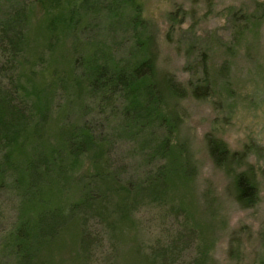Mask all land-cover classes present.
<instances>
[{
  "label": "rangeland",
  "instance_id": "rangeland-1",
  "mask_svg": "<svg viewBox=\"0 0 264 264\" xmlns=\"http://www.w3.org/2000/svg\"><path fill=\"white\" fill-rule=\"evenodd\" d=\"M72 2L0 0V264H262L264 0H80L82 26L68 34L64 16ZM148 39L157 73L175 78L187 96L178 101L181 122L172 140L179 176L172 172L169 183L144 188L140 183L167 165L150 154L166 133L145 140L123 135L122 98L83 80L108 61L131 65L132 48ZM87 51L94 53L90 67ZM71 74L81 81L76 88ZM205 81L206 96L194 98L191 90ZM42 82L49 85L38 134L46 137L32 136L24 150L14 127L35 126V86ZM59 126L88 128L103 146L96 161L102 169L92 163L93 153L65 149ZM209 138L238 156L215 166ZM23 151H38L32 188H26ZM11 153L14 164L7 165ZM91 165L96 172H88ZM249 168L258 200L243 207L233 178ZM108 169L120 182L144 188L130 196L125 221L119 197L93 177ZM85 184L97 199L86 198L52 244L40 245L38 193L66 209Z\"/></svg>",
  "mask_w": 264,
  "mask_h": 264
},
{
  "label": "trees",
  "instance_id": "trees-1",
  "mask_svg": "<svg viewBox=\"0 0 264 264\" xmlns=\"http://www.w3.org/2000/svg\"><path fill=\"white\" fill-rule=\"evenodd\" d=\"M79 1L80 0H73V2L66 7L67 12L64 16V20L68 34H75L76 30L82 26L79 25L81 24V15L78 6ZM77 32L79 33L78 30ZM153 42V39H148L147 42L146 40L138 41L137 46L132 48V52L130 53L134 56L131 58V65L124 66L113 60L112 62L108 61L105 64H100L98 67L92 68L90 72L88 71L89 75L86 80H83L86 82L89 81L88 85H95L93 86L94 88H100L106 91L105 93H108L110 96L109 98H122L120 99L122 100L120 113L126 122L124 131H122L123 135H138L137 140H139V136L141 137V134H144L142 137H144L145 140L148 134L150 138H155L157 134L160 135L161 132L166 133L167 137L159 142L157 146L153 147L154 149L151 148L152 150L150 151L152 152L150 154H152L151 158L154 157L155 159L160 158L162 160H166L167 165L166 167H160L152 177L149 176L147 181L140 183L144 184V188L151 187L150 185L152 184H159L162 182V179L169 183V174H172V172L174 174L173 176H179V169L181 166L173 164L175 162L173 161L175 155L174 148H177L178 146L173 148L172 140L175 138V132L181 122L180 117L178 116V101L187 96V90L182 87L181 84L175 80V78L168 74L162 76L157 73L155 63L157 54ZM136 52H139V55H136ZM93 55V52L87 51V56L84 58L88 62L89 67L91 66V58ZM73 78L74 75L71 74L69 82L71 83L72 81L74 87L76 88L79 86L81 81L80 79L79 81H74ZM92 80H94V84H92ZM204 83H206V85L193 87L191 95L194 98L203 99L206 96L204 90L208 89V83L206 81ZM48 85L49 83L42 82L35 86L38 94L36 122L32 124L35 126L30 130L29 128L24 129V127H14L15 138L13 139L19 143L18 145L23 143V145L21 144L20 146H23L24 150H26L25 147L29 144V140L32 136L35 137L38 135L37 137L40 139L46 137L43 134H38V126L41 125L42 121H45L43 104L45 101L42 100L41 96L43 97V93H46ZM55 124L59 125V122ZM57 134V138L62 146H64L65 149L68 148L72 154L77 155L85 152L93 153L91 160H93L92 163L94 165L98 164L96 161L99 157L104 155L103 146L96 142L88 128L74 127L73 130V128L70 129L59 126ZM144 144V141L140 143L141 146H144ZM208 149L210 156L217 167H220L227 162L229 164L231 159L234 160L236 156H238L237 153H229L226 144L215 138H209ZM21 150V147H19L17 152L20 153ZM34 152L23 151V159L25 161L24 174H26V181L28 183L26 188H32L33 179H37V176H39L36 169V152L38 151ZM44 156L45 153L41 156L42 158H39L45 160L46 157L43 158ZM8 157L7 165L14 164L12 161L13 153L8 155ZM92 165L89 167L88 172L94 173L96 170ZM96 166L97 169H102L101 164ZM50 172V169H46L44 176ZM101 172H98V174L93 177L103 179L108 186L107 192L109 194H115L119 197L118 208L122 211L123 221H125V212L127 210L126 205L130 196L133 195V191H136L138 188L142 189L143 187L137 186L132 182H120V179L116 177V173L110 169H108L107 172ZM187 172L189 173L190 169H188ZM88 186V184L81 186V190L83 189L82 196L80 198H73L72 201L69 202L66 209L62 205L50 204L46 198H42L39 195L40 193H38L36 206L37 208L42 207L38 216V233L43 238L38 241L40 245H44V247H46L52 244V242L56 239V235H58L59 231H61V229H63V227L67 224L72 212L78 207L80 208L81 206H84V204H87V202H85L86 198L90 201L97 199V195L94 191L88 190ZM232 186L237 202L243 207L252 206L257 202L258 188L252 168L235 174ZM17 232L16 239H18V241L20 240L22 245H24L26 236L21 235L22 231L20 233V230ZM26 251H28V249ZM262 264H264V262Z\"/></svg>",
  "mask_w": 264,
  "mask_h": 264
}]
</instances>
